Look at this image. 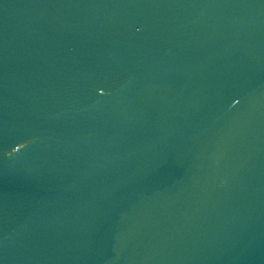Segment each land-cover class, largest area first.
<instances>
[{
  "label": "water",
  "instance_id": "1",
  "mask_svg": "<svg viewBox=\"0 0 264 264\" xmlns=\"http://www.w3.org/2000/svg\"><path fill=\"white\" fill-rule=\"evenodd\" d=\"M0 264H264V0H0Z\"/></svg>",
  "mask_w": 264,
  "mask_h": 264
}]
</instances>
